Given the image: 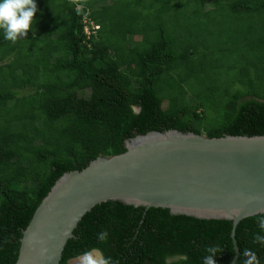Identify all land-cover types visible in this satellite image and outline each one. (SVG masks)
Here are the masks:
<instances>
[{"label":"trees","instance_id":"obj_1","mask_svg":"<svg viewBox=\"0 0 264 264\" xmlns=\"http://www.w3.org/2000/svg\"><path fill=\"white\" fill-rule=\"evenodd\" d=\"M226 1L239 18H264V0ZM35 3L36 23L15 44L0 29V264H15L22 231L62 174L124 152L135 135L264 136V30L241 31L235 63L222 55L233 53L228 45L214 56L199 31L220 36L203 19L222 11L219 0ZM84 20L99 28L87 35ZM261 215L236 226L235 264L246 248L264 264V247L252 243L255 233L264 235ZM101 231L106 243L97 239ZM231 231L229 220L107 201L82 217L59 264H76L92 249L113 264H202L209 245L223 249L216 264H232Z\"/></svg>","mask_w":264,"mask_h":264},{"label":"water","instance_id":"obj_2","mask_svg":"<svg viewBox=\"0 0 264 264\" xmlns=\"http://www.w3.org/2000/svg\"><path fill=\"white\" fill-rule=\"evenodd\" d=\"M124 148L57 179L22 231L15 264H59L82 217L107 201L229 220L235 264L236 226L264 214V136L149 131L126 140Z\"/></svg>","mask_w":264,"mask_h":264},{"label":"clouds","instance_id":"obj_3","mask_svg":"<svg viewBox=\"0 0 264 264\" xmlns=\"http://www.w3.org/2000/svg\"><path fill=\"white\" fill-rule=\"evenodd\" d=\"M71 2L78 3V0H71ZM79 6L82 7V3ZM36 11L35 0H0V29L4 32V39L15 44L19 37H24L31 31L32 26L36 23ZM93 24L99 28L98 24ZM260 211L264 212V209ZM233 214L238 215L239 211L234 209ZM257 223L260 230L264 232V215L258 217ZM97 239L101 243H106L108 239L107 231L97 233ZM252 243L264 247V235L255 233ZM204 251L208 255L204 256L202 264H216L214 257L223 249L219 245H209L205 247ZM242 254L246 258L243 264H260L255 252L246 248ZM79 264H113V261L110 257H105L99 249H92L80 255Z\"/></svg>","mask_w":264,"mask_h":264},{"label":"rangeland","instance_id":"obj_4","mask_svg":"<svg viewBox=\"0 0 264 264\" xmlns=\"http://www.w3.org/2000/svg\"><path fill=\"white\" fill-rule=\"evenodd\" d=\"M221 1L222 0H219V3H218V4L222 5V11L220 10L221 12L219 14H215V12H210L208 14L207 18L206 17L203 18L204 21L207 20L206 23H210V22L214 21V24L221 28L220 36H219V33L217 32L218 31L217 29L216 30L214 29L215 31L212 34H209L208 31L205 32L206 29H202V28H201V31L202 30L203 31L202 32L199 31V35L202 38V40H204V38H205L206 44L209 45L214 56L221 55V54H219L220 53L219 47H222L223 45L224 46L228 45V47H230V49L233 53L226 54V56H225V54H222V55L225 58L227 57L226 59L229 60L228 63H230V62L235 63L236 62L235 57H238L240 55V53L237 54V48L238 47L236 45L238 43L239 36L242 37L241 31L243 29H246V32H248V26H254L255 28H258L259 30L260 29L264 30V18L259 17V16H255V17L251 18V17H248V15H244V14L241 16V18H239V17H237V14L233 15L232 10L230 9V7L228 5L229 1H226V0L222 1L224 3H221ZM205 9L206 10L212 9V6L206 5ZM243 16H244V18H242ZM165 17H167V16H165ZM165 17H163V18H165ZM188 21H190V20H188ZM191 21H194V24H196V25L199 24L198 21L193 20V18H191ZM168 25H170V24H168ZM192 32L198 33V31H192ZM181 33L183 36L187 35L186 34L187 32H185V27L182 28ZM246 36H247V34H246ZM222 39L224 41L221 43L220 40H222ZM205 41H204V43H205ZM245 51H246V49H245ZM242 52H243V50H242ZM246 53H247V51H246ZM199 56H200L199 58L201 59L202 55H199ZM208 58H210L209 55H208ZM198 65L199 64L197 63L196 66H198ZM221 74H222V79H223L225 77V72H221ZM173 77H175V75ZM223 83L224 82L222 81V84ZM161 86L163 88H165L167 91L170 90V88H171V86H169L168 83H162ZM191 99L192 98L190 96H188V100L191 101ZM207 107H210V105H208ZM198 113H201V111L199 110ZM202 135L205 136L204 133H202ZM79 257L76 259H73L71 262L79 263Z\"/></svg>","mask_w":264,"mask_h":264},{"label":"built area","instance_id":"obj_5","mask_svg":"<svg viewBox=\"0 0 264 264\" xmlns=\"http://www.w3.org/2000/svg\"><path fill=\"white\" fill-rule=\"evenodd\" d=\"M84 24V31L87 35L90 34V28L97 30L98 26L94 25L93 23H91L90 21H83Z\"/></svg>","mask_w":264,"mask_h":264},{"label":"flooded vegetation","instance_id":"obj_6","mask_svg":"<svg viewBox=\"0 0 264 264\" xmlns=\"http://www.w3.org/2000/svg\"><path fill=\"white\" fill-rule=\"evenodd\" d=\"M78 258V257H77ZM76 259V258H75ZM73 263H75V262H73ZM76 264H79V263H76Z\"/></svg>","mask_w":264,"mask_h":264}]
</instances>
